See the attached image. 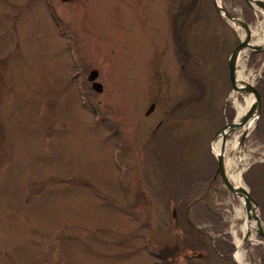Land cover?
<instances>
[{
  "label": "rangeland",
  "instance_id": "obj_1",
  "mask_svg": "<svg viewBox=\"0 0 264 264\" xmlns=\"http://www.w3.org/2000/svg\"><path fill=\"white\" fill-rule=\"evenodd\" d=\"M219 2L250 34L264 22ZM237 42L211 0H0V264H163L162 246L165 264H231L249 212L210 144L238 116ZM245 58L261 108L234 155L264 226V51ZM252 237L244 264H264Z\"/></svg>",
  "mask_w": 264,
  "mask_h": 264
},
{
  "label": "water",
  "instance_id": "obj_2",
  "mask_svg": "<svg viewBox=\"0 0 264 264\" xmlns=\"http://www.w3.org/2000/svg\"><path fill=\"white\" fill-rule=\"evenodd\" d=\"M213 7L215 11L219 14L221 18L225 22H227L232 29H234L237 37L238 42L236 45L229 51V54L226 58V71L230 83L231 90H236L241 94H250L252 96V106L251 109L248 111H245L242 115L237 117L236 119L233 118L229 123H226L219 129H217L212 136L210 149L211 153L215 158L216 166L214 169L213 177L219 176L223 186L239 201L240 204H242L243 208L251 213H248L247 221H248V228L245 231L244 235L242 236V239H246L249 235V230L253 229V234H264V226L261 221V217L259 215L258 206L257 203L253 200L251 195L249 194L247 189L237 188L229 180V177L227 175V157L223 155V146L224 141L227 137V134L233 131H236L240 129L239 135L236 142L237 149L240 146L241 141L249 134L252 127L250 129L247 128V125H249V122L256 123L261 104H260V97L256 90V88L251 84H245L242 83L239 77L236 74V68H237V57L247 49V56L252 54L253 52H260L264 51V42L261 44H255V43H249L247 38L249 37L248 34V28L247 25L244 24L239 18L233 16L230 12H228L223 6L220 5V2L218 3L217 0H211ZM253 11L256 10L254 8H257V12L262 15L264 18V0H243ZM235 23H231V21H234ZM238 28H243V33L246 34L244 39L242 35L239 32ZM97 76V70L96 69H90L87 74V80L90 82L91 88L96 92H101L102 87L101 84L96 81ZM153 104H149L147 107V110L145 113H148L151 111ZM220 136V145L218 149H215L212 147V141L217 137ZM235 247L231 255V264H241L236 258H235Z\"/></svg>",
  "mask_w": 264,
  "mask_h": 264
},
{
  "label": "bare ground",
  "instance_id": "obj_3",
  "mask_svg": "<svg viewBox=\"0 0 264 264\" xmlns=\"http://www.w3.org/2000/svg\"><path fill=\"white\" fill-rule=\"evenodd\" d=\"M217 2L219 3V0H217ZM254 9H256L254 11L256 13H258L257 12V8H254ZM231 23H235V20L231 21ZM245 35L246 34L243 33V35H242L243 39H244ZM248 35H249V37L247 38L248 39L247 41L249 43H255V44L263 43L264 42V22L260 23V27L256 31H254L253 33L248 34ZM246 54H247V49L244 50L239 55V57H237L236 63L238 65L237 66L238 69L236 70V74H237V76L239 77V79L241 80L242 83L248 84L249 81H251V78L248 77V76H245L243 74ZM238 95H241V93H239L238 91L234 90V92L230 96V100H231L232 106H234V108L236 109V111L238 113L237 117L242 115L245 111L250 110L251 106H252V101H253L252 96L250 94H242V95H244V103H240L239 100H238ZM229 134L232 135V140L231 141H226V142L224 141V143H226L227 145H225L226 147L224 148V152H223V155L225 157H227V155H229V157L226 160V162H227V167H226L227 175H228L229 180L232 183V185H234L237 188L246 189V186L244 185V183L241 180L240 176H241V173L243 172V170L245 169V166H246L245 164L248 163L249 157L246 154L234 155L235 149H237L236 142H237L238 135L236 134V131L228 133L227 136ZM219 139H221L220 136H217L212 141V147L213 148L218 149V147L220 145V142H219L220 140ZM226 139H227V137H226ZM228 163H229V167H228ZM250 213H251V211L249 210V214ZM235 214L236 215L238 214V210L237 209H235ZM237 217H238V215L236 216V218ZM247 228H248V225H246L243 228V232L244 233L247 230ZM249 231L250 232H249L248 237L246 239L242 240L240 243H239V240L237 238L235 239L236 243L237 244L239 243V244L237 245V250H236L234 255H235V258L241 264H244V258H245V254H246V251H247V244H245V242L247 240L251 239L253 231H254V227H253V229H250Z\"/></svg>",
  "mask_w": 264,
  "mask_h": 264
},
{
  "label": "trees",
  "instance_id": "obj_4",
  "mask_svg": "<svg viewBox=\"0 0 264 264\" xmlns=\"http://www.w3.org/2000/svg\"><path fill=\"white\" fill-rule=\"evenodd\" d=\"M194 3H195V1H194ZM178 48H179V46H178ZM91 108H92V106H91ZM156 253L159 256V258L161 260V263L165 264V263L170 261L169 260L170 259V255L171 254L175 255L177 253V251H176L175 247H168V246H164L163 247L162 246V247H157L156 248Z\"/></svg>",
  "mask_w": 264,
  "mask_h": 264
},
{
  "label": "flooded vegetation",
  "instance_id": "obj_5",
  "mask_svg": "<svg viewBox=\"0 0 264 264\" xmlns=\"http://www.w3.org/2000/svg\"><path fill=\"white\" fill-rule=\"evenodd\" d=\"M88 83H89V82H87V84H88ZM89 88H90V83H89ZM153 105H154V104H153ZM145 115H147V114H145ZM160 124H161V121L159 120V121L154 125V130H157ZM150 136L154 138V139H152V140H154V142H155L156 140H158V135H157V134L152 133ZM151 153H152L153 155H155V151H154V150H151ZM200 198L203 199V197H199V199H198V200H200V202H202ZM188 204H189V203H188ZM186 209H187V206H186ZM190 222H191V221L188 220V223H189V224H190ZM190 225H191V224H190ZM191 226H193V225H191ZM202 245H203V243H202L200 246H202ZM203 254H204V251H202V249L199 248V249L195 250L194 253L191 254V256L194 257L195 255H197V256H195V257L197 258V257H200V256L203 255Z\"/></svg>",
  "mask_w": 264,
  "mask_h": 264
}]
</instances>
